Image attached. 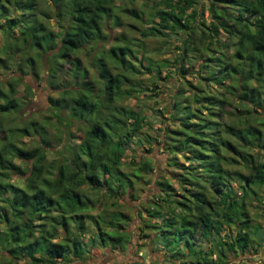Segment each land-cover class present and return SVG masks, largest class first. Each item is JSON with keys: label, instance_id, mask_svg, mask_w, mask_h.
Segmentation results:
<instances>
[{"label": "trees", "instance_id": "obj_1", "mask_svg": "<svg viewBox=\"0 0 264 264\" xmlns=\"http://www.w3.org/2000/svg\"><path fill=\"white\" fill-rule=\"evenodd\" d=\"M45 1L49 15L37 12L36 0H0V31L6 43L0 49V70L7 68L6 55L17 40L27 46L16 47L17 53L31 48L35 59L48 54L49 86L57 82L61 62L67 61L70 67L64 72L74 89L64 82L59 85L61 96L48 100L54 109H67L86 126L74 146L67 128L61 161L45 169L44 148L49 143L43 126L32 120L16 126L3 123L18 108L15 92L22 78L12 75L0 80V264H22V260L66 264L84 260L87 244L128 243L123 226L129 217L118 209L117 189L122 193L133 189L152 166L146 159L129 174L119 169L126 149L141 142L145 118L122 101L143 91L130 79L140 74L143 62L148 73L156 74L158 69L148 63L147 56L137 59L138 52H144L140 39L111 33L121 27L119 14L139 23L149 17L144 30L126 24L127 31H138L143 38L180 34L174 72L186 89L169 97V114L160 110L159 115L171 118L175 127L162 131L163 139L157 143L172 155L168 165L179 169L176 179L182 193L180 199H172L171 186L155 181L160 193L136 213L142 220V236L154 231L150 244L178 264H184V257L192 264H228L230 257H239L254 243L262 248L263 233L251 210L264 209V0H154L138 12L131 7L134 0H120V4L115 0ZM204 12L207 21L202 18ZM38 15L53 18L57 31L47 29ZM13 30L18 34L12 44ZM104 38L113 43L93 59V83L86 80L87 70L78 56ZM22 63L28 68L18 66V73L36 77L34 60L25 58ZM24 90L29 92V87L24 85ZM177 153L186 160L185 166L176 163ZM102 187L115 209L106 220L94 218L89 233L84 222L93 218L88 212L100 204ZM223 225H233L234 234L223 230ZM59 231L63 238L54 241ZM86 232L90 234L87 244L80 241Z\"/></svg>", "mask_w": 264, "mask_h": 264}, {"label": "rangeland", "instance_id": "obj_2", "mask_svg": "<svg viewBox=\"0 0 264 264\" xmlns=\"http://www.w3.org/2000/svg\"><path fill=\"white\" fill-rule=\"evenodd\" d=\"M152 1L154 0H134L131 7L138 12L140 9H144V4H149ZM197 1L201 0H196V2ZM115 2L120 4L121 1L115 0ZM36 9L39 14H51V10H49V6L45 0H36ZM13 14L16 15L17 13ZM23 14L25 15L26 13ZM37 18L44 22L47 29L53 32L57 31L58 28L56 27V21L53 18L43 19L41 15H38ZM119 18L121 27L114 28L111 33L124 34L129 39H140L143 44L144 52L142 54V51H139L137 59H140L142 55L145 57L147 56L149 59L148 63L158 69L156 74L153 72L148 73L145 69L146 65L143 62L144 67L141 69L140 74L134 75L130 78L132 79V82L137 83L143 91L123 100L122 105L136 111L139 115H144L145 118L138 138L141 142H133L130 147L126 149L119 169L123 173L129 174L132 170L139 168L140 160L147 159L149 161L148 163L152 166V171H147L146 169L145 171L143 170L144 174H142V179L138 184L134 185L133 189H128L125 193H122V189H117L118 209L129 217L128 223L123 226V229H125L128 233V243L123 246H115L111 244V241H109L110 243L106 244L104 247L100 245L90 246L87 244L88 238L90 237L89 233L93 232L92 225L90 224L91 221L98 216H101L104 220H106L108 219L107 213L112 210L114 211L115 209L109 205L113 199L103 196L104 188L102 187L98 192L99 196H103L100 204L94 209H90L88 212V214L93 218L84 222L87 229H89V233H87V231L80 239V241L87 244L84 247V260L71 261L66 264H169L168 261H170L171 264H178V261H173L166 257V251L164 252L163 249L157 245L155 246V244H150V240L154 238L153 236L155 235L154 231H148V235L146 237L142 236L145 233L142 226V220L136 216V213L137 209L150 205L147 202L153 200L155 195L160 193L158 191L159 187L155 182L157 180L165 181L171 186L172 190L169 195L172 199H180L179 196L182 193L176 179L179 169L175 166L168 165V162L170 161L169 159L172 155L166 150H163L162 145L157 144L159 140L161 141L163 139L162 131L165 132L175 127V125L171 123V118H163V116L159 115L160 110L164 111L165 109V113L169 114L171 111V102L169 101V97L171 96L174 98L179 91H182L183 93L186 91L183 84L178 81V77L174 72V57L179 55L178 47H181L179 43L180 34L176 33L175 35H168L164 38L152 36L143 38L139 36L138 31H133L131 29V31H127L128 27L126 24L132 23L135 28L144 30L149 25L147 20L149 17H143V23L133 21L127 15L123 14H119ZM202 18L205 21L208 20L206 12L203 13ZM2 22L3 20L0 19V25ZM61 24L63 25V23ZM13 33L14 36L11 39L12 44L15 42L18 31L13 30ZM15 43V48L10 50L8 55H6L9 58V62L5 70H0V80L16 75L22 78V82L17 85L15 92L18 108L15 113L7 116L5 118L6 120H3V123L5 126H16L21 124V122L32 120L37 122L38 125L43 126L44 131L47 133V141L49 143V146L44 148V166L46 167L45 169H47V167H53V163L61 161V149H63L64 144L68 141L67 128H69L71 133L69 143L74 146L81 139L83 134L82 129L86 126V124L71 116L67 109H62L60 111L54 109L48 100L49 98L55 99L61 96L59 93L61 87H59V85L64 82H66L65 84L68 85V88L74 89L72 87L73 81L70 75L64 72L70 67V64L65 60L61 62V68L63 70L56 73L55 79L57 82L52 84V86H49L46 82V70L48 69L46 58L48 54H42L40 58L35 59L34 50L31 48H27V51H25L24 54L22 51L17 53L16 51L18 49L16 50V47L23 48L25 45L18 40ZM112 43L113 42L110 38H104L101 43H94L90 48H83L79 54L78 57L81 67L87 70V81L95 83L96 78L95 68L93 67V59L96 58V54H98L101 50H106ZM5 44V38L3 33L0 31V49L4 47ZM26 47L27 46H25L24 49H26ZM25 58H31L34 60L33 71L36 73V77L33 76L32 73L23 76L18 73V66H22V69L25 71L28 68L22 63V60ZM192 65L193 69H195L194 67L196 62L192 63ZM187 79L191 78L187 76ZM191 81L193 84L195 83L194 78H192ZM24 85L29 87V92L24 90ZM153 86L156 88L154 89ZM152 89L154 92H152ZM158 93L160 96L155 97ZM233 104L237 105V101H234ZM55 114H58V118ZM117 128L118 126L114 127L116 132H118ZM23 141L34 142L36 141V138H23ZM147 149H150V152H148L149 150ZM65 150L63 153L67 156V149L65 148ZM261 153L264 157V151ZM134 154H136V159H133L132 157ZM175 155L176 163H183L185 166L186 160L182 159L178 153ZM143 157L146 158L143 159ZM13 161L20 167H24V164L18 162V160ZM51 172H54L52 168ZM12 177H17V175ZM20 177L22 178V176ZM16 183L23 185V181H18ZM112 186L115 187L116 183H113ZM232 188H235L234 185H232ZM82 189L85 191L84 187H82ZM85 192L93 201L94 197L92 194H90L87 189ZM262 196H264V193L261 194V197ZM252 201H250L251 206L256 204L253 199ZM251 211L252 216L255 215L254 221L260 226L264 237V209H254ZM51 215L55 216L56 214L51 213ZM222 229L226 230L231 235L235 232L233 225H223ZM105 230L112 231L109 227H106ZM58 233L59 234L57 236H53L54 241H58L63 238V233L60 231ZM253 246L255 249L250 248L244 253L239 254V257L237 258L230 257L228 264H241L243 262H245L244 264H264V252L262 250V248L264 249V242L262 243V248H258L256 243H254ZM162 247L165 248L164 246ZM169 247L171 248L172 244L171 246H168V248ZM204 248L205 247L203 246V249ZM189 260L190 259L188 257H184L183 263L192 264ZM20 263L28 264V261L22 260ZM48 264H62V262Z\"/></svg>", "mask_w": 264, "mask_h": 264}]
</instances>
